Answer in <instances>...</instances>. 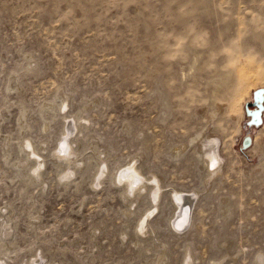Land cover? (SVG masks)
<instances>
[{"label": "rangeland", "instance_id": "obj_1", "mask_svg": "<svg viewBox=\"0 0 264 264\" xmlns=\"http://www.w3.org/2000/svg\"><path fill=\"white\" fill-rule=\"evenodd\" d=\"M258 89L264 0H0V257L264 264ZM26 140L44 185L26 175ZM124 169L152 180L128 197L108 176Z\"/></svg>", "mask_w": 264, "mask_h": 264}, {"label": "bare ground", "instance_id": "obj_2", "mask_svg": "<svg viewBox=\"0 0 264 264\" xmlns=\"http://www.w3.org/2000/svg\"><path fill=\"white\" fill-rule=\"evenodd\" d=\"M64 105L66 106V104H65V101L63 100L62 101V107H64ZM64 109V108H63ZM65 110V109H64ZM5 114L7 113V112H4ZM17 121H18V123L21 125V123H23V121H24V116L23 115H20L19 117H18V119H17ZM22 126V125H21ZM22 128H23V126H22ZM6 140H7V142H6V147H9V144H8V142L10 141V139L8 138V137H6L5 138ZM65 139V138H64ZM62 140V139H61ZM68 140H70V139H68ZM214 140V139H210V138H208V141L210 142V143H212V141ZM73 141V140H72ZM59 144H61V143H59ZM70 144H71V140H70ZM73 144V143H72ZM5 145V144H4ZM59 146V145H58ZM71 145H69V143H67V141L66 140H64L63 142H62V144H61V147L59 148L60 150H58L57 152L59 153V154H61V151L63 152L62 154H63V156H64V159H66L67 157H69L70 156V154L72 153V151L69 153V154H67L68 152V149H69V147H70ZM216 148V146L215 145H213V146H211L210 147V149H208V160H206V162L208 163V165H215V164H219V158H218V156H217V154H216V152H215V148ZM71 148V147H70ZM72 149V148H71ZM20 150H21V152L23 151V153H25L26 152V154H27V157H28V160L30 159V158H33L34 160H35V163L32 165V167H30L29 169H28V171H27V176H28V179H29V181H31V182H39V183H42L43 185H44V183H43V180H41L40 178H41V168L44 166V161H43V159H41V157L36 153V150L34 149V147H33V145H32V143L29 141V140H26V141H24L22 144L20 143ZM73 150V149H72ZM59 154H57V157L58 156H60ZM202 153L200 152L199 153V156H202L201 155ZM198 155V154H197ZM56 157V158H57ZM61 157H62V155H61ZM27 160V161H28ZM26 161V162H27ZM103 165H104V167H103ZM102 165V167L103 168H106V164H103ZM106 165V166H105ZM14 166L17 168V172H19V174H21V169H22V167H23V164L22 163H19V162H17V163H14ZM100 166V165H99ZM103 168H97L98 170H96V172L93 174V179L91 180L92 181V184L91 185H96V186H100V183L101 182H103V180H102V178H104V177H106L107 178V174H106V172L109 170H106V169H104L103 170ZM43 169V168H42ZM110 172V171H109ZM64 174V173H63ZM105 174H106V176H105ZM72 175H74V170H68V172L66 173L65 172V175L64 176H60L61 178H64V180H68V177H70V176H72ZM59 176V175H58ZM104 176V177H103ZM108 176H111L110 178L112 179V181L113 182H122L123 183V190H127V194L125 193V192H123L124 194L123 195H129L128 194V192L130 191H134L135 189H138V188H145L146 187V185L144 184V183H146V182H148L149 180H150V178L149 179H145V181H144V177H141L140 175H137L136 174V172H133V171H129V170H127V169H124V170H122V172L119 174H110V175H108ZM59 178V177H58ZM71 178V177H70ZM105 178V179H106ZM73 179V178H72ZM61 180V179H60ZM63 180V179H62ZM152 180V179H151ZM150 180V181H151ZM70 181V180H69ZM149 181V182H150ZM117 182V183H118ZM119 184H121V183H119ZM147 184V183H146ZM44 187V186H43ZM42 188V187H41ZM94 188V187H93ZM97 188V187H96ZM42 190V189H41ZM43 191H44V189H43ZM134 193V192H133ZM155 193V192H154ZM156 194V193H155ZM154 194V195H155ZM157 195V194H156ZM121 196H122V193H121ZM127 196H125L126 198H127ZM129 196H131V195H129ZM128 196V197H129ZM123 199H124V196L122 197ZM125 200V199H124ZM176 200H182V194H180V195H178V197L176 198ZM130 204V203H129ZM132 206V205H131ZM188 207V206H187ZM187 207H185L184 209H179V214L176 216L177 218L178 217H180V222L177 224L178 226H182L183 225V223L186 221V218H187V216H186V211H187ZM152 209H154L153 207H151ZM129 209V208H128ZM151 211V210H150ZM145 217H146V215H144ZM148 216V215H147ZM144 217V218H145ZM143 218V217H142ZM176 218V220H178ZM179 221V220H178ZM178 221H176V222H178ZM175 222V221H174ZM173 222V223H174ZM175 222V223H176ZM143 221L141 222V224H140V227H141V229H143ZM0 226H2L1 225V221H0ZM3 231L1 230L0 231V236H2V237H0V242H1V245H3V246H10L11 247V245H10V242H8L7 241V239L5 238V233L3 232ZM124 236V235H123ZM122 236V237H123ZM124 238V237H123ZM122 238V239H123ZM40 253H42V252H40ZM39 253V254H40ZM37 256V255H36ZM41 258H42V256H40ZM34 258H36V257H34ZM37 258H38V256H37ZM40 258V259H41ZM39 259V258H38ZM37 259V260H38ZM43 259V258H42ZM31 262H33V260H31ZM260 262V261H259ZM29 263V261H25L24 262V264H28ZM263 263V262H262ZM0 264H8L4 259H3V257L1 256L0 257Z\"/></svg>", "mask_w": 264, "mask_h": 264}, {"label": "water", "instance_id": "obj_3", "mask_svg": "<svg viewBox=\"0 0 264 264\" xmlns=\"http://www.w3.org/2000/svg\"><path fill=\"white\" fill-rule=\"evenodd\" d=\"M264 95H263V89H258L254 92V106L255 108L253 110H249L248 106L246 105V109L249 111L251 115V123L258 125L261 123V111H262V101H263ZM247 141V142H246ZM245 144H249V139H245Z\"/></svg>", "mask_w": 264, "mask_h": 264}]
</instances>
